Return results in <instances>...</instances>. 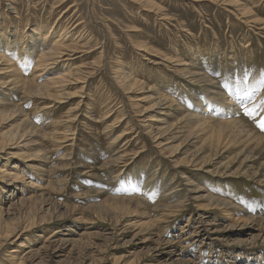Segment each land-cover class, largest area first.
Listing matches in <instances>:
<instances>
[{
  "label": "rangeland",
  "instance_id": "1",
  "mask_svg": "<svg viewBox=\"0 0 264 264\" xmlns=\"http://www.w3.org/2000/svg\"><path fill=\"white\" fill-rule=\"evenodd\" d=\"M227 2L230 3L227 5ZM231 2L0 0V51L3 49L2 43L4 45L8 40L10 44L6 48L8 52L5 56L16 54L18 45L15 40H18L17 37L22 33V40L26 42H20L23 44L21 46L19 44L20 49H25L20 51V55L30 57L28 60H20V65L17 64L13 68L19 71L25 68L27 72L22 71L24 77H29L28 80L36 85L46 83L47 78L56 73H70L69 79L72 82L63 86L71 95L67 97L64 94L62 104L48 101L49 99L44 101L45 97L34 98L25 91L7 99L16 105H10L8 108L4 107L5 104H0V114H10L13 109L17 114L11 118L0 119V137L10 129L14 130L17 136L26 128L30 129V132L34 130L33 148L28 143V136L24 134L23 142L13 144V149L25 153L29 158L34 157L32 165L40 169L38 171L34 167L21 166L24 159L9 155V149L1 151L0 147V166L4 163L8 165L3 170L14 168L19 172L21 169L20 176L29 181L21 180L22 183L11 188L5 187L4 181L0 180V207L4 211L3 218L12 223L15 220L17 224L16 233L0 246V264H18V258H21H13L12 250H17L23 257L30 250H38L48 245L50 232L59 226L63 231L54 239L65 237L72 242L62 245L66 247L64 255H59L52 249L47 250L48 255L41 260L45 264H92V260L97 261V264H129L132 259L137 262L135 264H178L180 259L201 260L202 264L264 262V233H259V223H246L243 220V217L247 219L250 215L264 218V182L261 181L264 180V166L261 164L264 161V153L256 160L250 161L254 169H246L244 165L249 164L248 161L241 165L246 154L238 153V149L248 145L244 143L248 136H236V130L231 126L227 128L219 123L227 121V115L231 116V109L229 112L223 111L227 107L233 108L240 111L243 117L241 118L249 122L252 129H258L257 131L264 135V130L259 127L260 122L264 120V0H236L237 6ZM242 5L252 10L250 18L257 17L263 24L244 22L239 17ZM53 25V32L46 34L47 40L53 43L57 38L65 37L61 39L63 42L60 38L58 41L60 45L68 47V51H63L62 55L58 54L59 59L53 60L54 65L49 66L53 69L50 68L46 76L37 77L36 72L41 68L35 67L40 64L36 59L42 49L47 52L50 48L37 32L44 29V32H49ZM29 41L33 42L29 44ZM28 45L29 49L26 48ZM195 53L207 54L208 59L191 64L194 62L190 56ZM162 56L169 60L180 58L181 62L195 66L194 70L205 72L210 81L219 84L221 92H214L209 81H193L182 77L180 71H186L187 67L174 68ZM11 58L16 62V56ZM131 63L135 67L133 75L136 79H141L144 85L152 87L157 95L174 98L170 112L155 105L151 98H147L148 88L144 90L139 86L126 90L118 82L116 72L120 68H127ZM6 67L7 65H2L5 72L9 73L1 75L0 80L13 87L14 74L18 71ZM29 71L32 74L35 72L36 77H31ZM82 75L85 78H81ZM207 102H211L213 106L205 108ZM237 103L244 105L239 108ZM215 106L221 108V113H215L212 109ZM180 107L191 114H199L198 118L202 124L205 119L208 123L188 129L190 123H180ZM246 108L256 109L254 118L245 114ZM28 119L26 125L21 124ZM151 123H154L153 130L159 127L162 129L163 134L159 137L164 139L153 138L147 127ZM213 126H217L218 130L211 133ZM48 132L54 134H47ZM121 134L123 135L120 137ZM169 136L170 139L166 141L165 138ZM113 140L116 141L112 142ZM158 140L163 142L159 143ZM2 142L0 139V145ZM191 158L195 164L188 162ZM204 159L206 163H201ZM239 167L241 169L235 172ZM252 170L262 171L263 174L259 172L258 176H253ZM211 171L217 174H210ZM218 174H228L230 177L225 175L220 179L221 177L214 176ZM32 182L38 185L33 188ZM146 182L149 183L148 186L145 185ZM196 186L203 187L202 191L195 193ZM205 190L226 201L228 209L223 207L222 210V207L214 206L211 209L202 208L201 203L206 202L201 199L199 201L196 195L206 194ZM240 191L243 192L237 195ZM158 194L164 197L158 198ZM108 195L134 197L145 202L146 209L150 206V217L163 219L159 225L160 229L163 227L160 234L165 241L161 243L158 235H152L151 241L141 243L140 239L144 234L136 236L139 239H135V232L132 233L135 228H132L130 223L145 222L151 218L141 211L130 215L124 212L122 218H115L111 215V209L99 206L108 199ZM30 196L44 197H39L35 206L39 218L33 220L35 218L28 214L27 217L24 213L13 214L18 197ZM50 202L67 207L71 212L66 217H60V213L54 212L50 218L53 223H49L50 219L43 222L47 219V207L52 205ZM156 206L158 208L153 212ZM6 213L13 215H5ZM239 217L242 220H237ZM31 222H35V225L28 226ZM198 225H205L200 230L205 229L206 232H197L199 235H195L194 231ZM4 226L0 224V232L4 230ZM67 227H71L72 231L65 230ZM156 228L157 226L153 225L144 230L158 231ZM63 232L68 235H63ZM83 232H86L84 236L81 235ZM26 238H29V243H25L29 247L21 249L19 245L26 242ZM168 239L176 242L178 246L173 256L162 254L172 249L166 244ZM89 243L97 244L89 246ZM180 247H183V252H180ZM85 252L89 254L88 258H82ZM41 258L30 259L27 264H40L38 261ZM116 259H119L117 263Z\"/></svg>",
  "mask_w": 264,
  "mask_h": 264
},
{
  "label": "bare ground",
  "instance_id": "2",
  "mask_svg": "<svg viewBox=\"0 0 264 264\" xmlns=\"http://www.w3.org/2000/svg\"><path fill=\"white\" fill-rule=\"evenodd\" d=\"M225 1H232L231 2V4H234V6H237V2H235L236 0H225ZM256 1V0H255ZM261 2V1H260ZM228 3H230V2H227V5H228ZM258 4V3H257ZM242 8H240V16L239 17H241L243 20H244V22H246L247 24H250V23H255V24H263L262 22V20H260L259 18H250L251 17V15L253 14V12H252V10L249 8V7H246V5L244 6V5H242L241 6ZM15 9V8H14ZM64 13V12H63ZM8 21V20H7ZM6 22V21H5ZM49 23V22H48ZM43 25V24H42ZM51 25V24H50ZM254 25V24H253ZM264 25V24H263ZM54 25L53 26H51L50 27V30H49V32H44V30H40L39 32H37V34L39 35V37L41 36V37H43V40L42 41H44V42H46V44H48V46H50V48H49V50L47 51V52H44V49H42L41 50V53H40V55H38V57H37V61H39V63L40 64H36V66L35 67H40L41 69L39 70L38 69V71L36 72V75H38L37 77H42V76H46L48 73L47 72H50L49 70H50V68H52V67H50L49 68V66H52V64L54 65V63H55V61L53 62V60H57V58L59 59V56H58V54L60 55L61 53H63V51H65V50H67L68 51V47L66 48V47H64V45H60V43H59V41H58V39L60 38H57V40L55 41V42H51V41H49V40H47L48 38H47V36H46V34L47 33H52L53 32V30H54ZM67 27V26H66ZM260 27V26H259ZM43 28V27H42ZM65 28V27H64ZM73 28V27H72ZM262 28V27H261ZM18 29V28H17ZM19 29H20V27H19ZM46 29H48V28H46ZM66 29V28H65ZM70 29V28H69ZM5 30V29H4ZM21 31H22V29H21ZM65 31H67V30H65ZM19 32V31H18ZM34 32V31H33ZM36 33V32H35ZM68 33H69V31H68ZM36 34V35H37ZM3 35H5V34H3ZM60 35H62V34H60ZM68 35V34H67ZM18 36V35H17ZM49 36V35H48ZM64 36V35H63ZM70 36V35H69ZM68 36V37H69ZM23 37H24V34H19V37H17L18 38V40H15L16 41V43H17V45H18V48L16 47V50H17V53L16 54H10L11 55V57L12 56H16V62H13L14 60H12V58L10 57V56H5V53H7L8 51H6V48H8L9 47V41L7 40L6 42H5V44L3 45V43H2V48L3 49H1L2 51H0V61H3V62H1L0 63V76L1 75H3L4 73L6 74V73H9V72H5V69L4 68H2V65L4 66V65H7V69H9V68H12L13 69V71H18V73H15L14 74V84H13V87H9L8 85H7V83H4V82H1V80H0V104H5L4 105V107H8V106H10V105H16V104H11L7 99L9 98V96L11 97V96H14L15 97V95H18V93L19 92H23V91H25V93L26 94H29V95H31V96H34V98L36 97H38V99L40 98V97H45L46 98V100H44V101H47V99H49L48 101H50V100H52V101H55L56 102V104L58 103V104H62L63 102H61L62 101V98H63V95L64 94H66L67 95V97H69L71 94L70 93H67L66 91H65V89H63V86L67 83L68 85L70 84V83H72L71 81H70V73H68V74H60V73H56V74H54V76H51V77H48L47 79H48V81L46 82V83H44V84H41V85H36L35 83H33L31 80H28L29 79V77H24V72H22V71H26V69L25 68H23L22 69V71H19V69H17L16 70V68H13V67H15V65H17V64H19V63H21L20 62V60H22V61H24L26 58H27V60L30 58V57H28V55L26 56V57H24V56H21L20 55V51L21 50H23L24 48H22V49H20L21 47H19V44H20V46L21 45H23V44H21L20 42H22L23 40ZM28 37V36H27ZM26 38V37H25ZM29 38V37H28ZM65 38V37H64ZM63 38V39H64ZM244 38V37H243ZM5 39V38H4ZM27 39V38H26ZM25 39V40H26ZM36 39V38H35ZM62 38H60V40H61ZM62 39V40H63ZM248 39V38H247ZM31 40V39H30ZM40 40V39H39ZM61 40V41H62ZM249 40V39H248ZM248 40H247V42H248ZM35 41H37V40H35ZM60 41V42H61ZM4 42V41H3ZM24 42V41H23ZM26 42V41H25ZM24 42V43H25ZM31 42H33V41H29L28 43L30 44ZM63 42V41H62ZM61 42V43H62ZM42 43V42H41ZM45 44V45H46ZM63 44V43H62ZM43 45V44H42ZM247 45V44H246ZM24 46H25V44H24ZM249 46V45H248ZM29 47V45L28 46H26V48L27 49H29L28 48ZM43 47V46H42ZM15 48V47H14ZM147 48V47H146ZM249 49H250V47H248ZM247 48V49H248ZM26 49V50H27ZM4 50V51H3ZM24 51H25V49H24ZM70 51V50H69ZM72 51V50H71ZM30 52V51H29ZM35 52H36V50H35ZM40 52V51H39ZM38 52V53H39ZM34 53V51L32 50V54ZM68 52H66V54H67ZM70 53V52H69ZM225 53V52H224ZM234 53V52H233ZM28 54V53H27ZM32 54H31V57H32ZM36 54V53H35ZM82 54V53H81ZM23 55V54H22ZM25 55V54H24ZM62 55V54H61ZM167 55V54H166ZM35 56V55H34ZM168 56V55H167ZM163 57V56H162ZM168 57H170V56H168ZM190 57H192V60H193V62L194 63H191V64H195L196 62H201V61H205V60H207L208 59V57H207V54H204V53H195V54H193L192 56H190ZM232 57V56H231ZM230 57V58H231ZM164 58V60L165 61H167V62H169L170 63V66L172 65L174 68H179L180 66H184V67H187V70H186V68H185V70L186 71H180V75L182 76V77H185V78H189V80H193V81H209L210 83H211V85H212V89L214 90V92H216V93H218V92H221V89H220V86H219V84L218 83H216V82H214V81H210V79H208V77L206 76V74H204V73H202L201 71H197V70H194V67L195 66H190V65H188L189 63H183V62H181V60H179L180 58H176L177 60H175V58H174V60H169V59H166L165 57H163ZM171 58V57H170ZM173 58V57H172ZM61 59V58H60ZM66 59V58H65ZM50 60H52V62H50ZM185 60V59H184ZM162 61V60H161ZM164 61V62H165ZM67 62V61H66ZM163 62V63H164ZM65 63V62H64ZM70 63V62H69ZM22 64H24V63H22ZM34 65H35V62L33 63ZM58 64V63H57ZM20 65V64H19ZM18 65V66H19ZM167 65V64H166ZM33 66V65H32ZM58 66V65H57ZM65 66H66V64H65ZM70 66H72V65H70ZM128 66L130 67V68H128ZM140 66V65H139ZM43 67V68H42ZM172 67V68H173ZM55 68H56V66H55ZM128 68V69H127ZM127 68H125V69H121L120 68V70H118L117 72H116V74H117V79H118V82L126 89V90H133L134 88H136V87H139V86H141L144 90L146 89V88H148L147 89V91H146V94H148L147 95V98H151L150 100H153L154 102H155V105H157V106H159V107H164L165 109H167V111H171V108H172V106H173V104H174V98L173 99H171V98H163V97H161L160 95H157L156 94V92L154 91V89L152 88V87H147L146 85H144L145 83L144 82H142L141 81V79L140 80H138V79H136L135 77H134V75H133V73L135 72L134 70H135V67H134V65L131 63V64H129V65H127ZM163 68V67H162ZM182 68V67H181ZM180 68V69H181ZM196 68V67H195ZM21 69V68H20ZM53 69V68H52ZM64 69V68H63ZM69 69V68H68ZM119 69V68H118ZM198 69V68H197ZM143 70V69H142ZM7 71V70H6ZM31 71H33V70H31ZM27 72V71H26ZM25 72V73H26ZM69 72V71H68ZM168 72V71H167ZM29 75L31 76V77H36V75L34 76V74H35V72H34V74H32L30 71H29ZM63 73H65V72H63ZM169 73V72H168ZM167 73V74H168ZM136 74V73H135ZM137 74H139V73H137ZM144 74H146V73H144ZM166 74V73H165ZM176 74V73H175ZM28 75V76H29ZM171 75H173V74H171ZM91 76V75H90ZM142 76V75H141ZM155 76V75H154ZM153 76V77H154ZM169 76V75H168ZM170 77H173V76H170ZM1 78V77H0ZM81 78H85V76L84 75H82V77ZM139 78V77H138ZM169 78V77H168ZM174 78V77H173ZM40 79H42V78H40ZM43 79H44V77H43ZM69 79V80H68ZM153 79H155V78H153ZM5 80V79H4ZM45 80H46V77H45ZM169 80V79H168ZM176 80V79H175ZM174 80V81H175ZM262 80H263V78H262ZM261 80V81H262ZM36 81V80H35ZM40 81V80H39ZM172 81V80H171ZM186 81V80H185ZM260 81V82H261ZM13 82V81H12ZM42 82V81H41ZM261 83H263V81L261 82ZM38 84H40V82L38 83ZM86 84V83H85ZM175 84V83H174ZM188 84V83H187ZM189 84H190V82H189ZM208 84V83H207ZM66 86V85H65ZM203 86V85H202ZM207 86V85H206ZM207 87H209V86H207ZM83 88V87H82ZM85 88V87H84ZM141 89V88H140ZM161 89V88H160ZM159 89V90H160ZM168 89V88H167ZM209 89V88H208ZM211 89V88H210ZM218 89V90H217ZM159 92V91H158ZM167 92V91H166ZM210 92V91H209ZM213 92V91H212ZM160 93V92H159ZM83 94V93H82ZM163 94V93H162ZM214 94V93H213ZM164 95V94H163ZM171 95V94H170ZM214 95H216V94H214ZM236 95H238L237 93H236ZM217 96H220V95H218L217 94ZM21 97V96H20ZM168 97V96H167ZM207 97H209V96H207ZM29 98V97H28ZM27 98V99H28ZM32 98V97H31ZM34 98H32V99H34ZM142 99H144V98H139V100H142ZM208 99V98H207ZM210 99V98H209ZM22 100V99H21ZM42 100V99H41ZM34 101H35V99H34ZM199 101V100H198ZM18 102V101H17ZM31 102V101H30ZM37 102V101H36ZM70 102V101H69ZM99 102H101V101H99ZM188 102H190V100L188 101ZM44 103V102H43ZM46 103H48V102H46ZM65 103V102H64ZM28 104V103H27ZM42 104V103H41ZM53 104V103H52ZM238 105H239V103H237ZM180 105V104H179ZM240 105H243V104H240ZM34 106V105H33ZM50 106V105H49ZM48 105H47V107H49ZM203 106H204V104H203ZM207 106H213V104L211 103V102H207L206 104H205V108H207ZM44 107V106H43ZM52 107V106H51ZM56 107V106H55ZM9 108V107H8ZM39 109V108H38ZM45 109V108H44ZM52 109V108H51ZM58 109V108H57ZM107 109V108H106ZM212 109H214L216 112L215 113H218L219 111H221V108H218V107H212ZM229 109H231V116H229V115H227L226 116V119H227V121H225V122H219V123H222V124H224L227 128H229L230 126H231V128H233V130L235 131L234 133L236 134V136H239L240 134H245L244 136H248V139H247V137H246V141L244 142V143H248V145L246 146V147H240V149H238L239 151H238V153H245L246 154V156H245V158L242 160V162H241V165H242V163L243 162H249V164H247V165H244V167L246 168V169H249V168H252V169H254V167L251 165V162L252 161H254V160H256V158H258V156L261 154H263L264 153V135L262 134V133H260L259 131H257L256 129H252L251 127V124H249V122H247L245 119H242L243 117H242V115H241V113H240V111L239 110H237V111H235L233 108H226L225 109V111H223V112H229L230 110ZM20 109H17V111H19ZM42 110H43V108H42ZM41 110V111H42ZM47 110V109H46ZM45 110V111H46ZM109 110V109H108ZM40 111V110H39ZM40 111V112H41ZM49 111H51V110H49ZM148 111V110H147ZM179 112H178V115H180L179 116V118L181 119V121H180V123H182V125H184V122L185 121H187V122H185V123H190L188 126H190L188 129H190V128H195V127H197V126H202V125H204V124H207L208 123V120H206L205 118V122H203V124H202V122L200 121V119L198 118L199 117V114H196V112L194 113V114H191V112H188L187 110H185V109H183L182 107H180V109L178 110ZM43 112V111H42ZM154 112V111H153ZM194 112V111H193ZM48 113V112H47ZM54 113H56V112H54ZM150 113V112H149ZM214 113V112H213ZM219 113H221V112H219ZM42 114V113H41ZM44 114H45V112H44ZM13 115H17L16 114V110L15 109H13V111L12 112H10V114H4V115H2V114H0V119H6V118H11ZM36 115H37V113H36ZM161 115H165V116H167L166 114H162L161 113ZM39 116V115H38ZM50 116H51V114H50ZM52 116H53V114H52ZM51 116V117H52ZM204 116V115H203ZM202 116V117H203ZM235 116H237V118L235 117ZM48 117V116H47ZM71 117V116H70ZM118 117V116H117ZM120 117V116H119ZM230 117H232V119L230 118ZM242 117V118H241ZM53 118H56V117H54L53 116ZM209 118H211L210 116H209ZM214 118V117H213ZM212 118V119H213ZM246 118V117H245ZM61 119V118H60ZM230 119V120H229ZM48 120V119H47ZM43 121V120H42ZM41 121V122H42ZM46 121V120H45ZM62 121V120H61ZM114 121V120H113ZM121 121V120H120ZM148 121V120H147ZM29 122V119L28 120H24V121H22L21 122V124L22 125H26V123H28ZM71 122V121H70ZM159 122V121H158ZM58 123V122H57ZM67 123V122H66ZM118 123V122H117ZM56 124V123H55ZM61 124V123H60ZM65 124V123H64ZM63 124V125H64ZM71 124V123H70ZM154 123H151L150 125H147V127L150 129V134L151 135H153V138L154 137H158V139H164L162 136L161 137H159L160 135H162L163 134V131H162V129H160V127L159 128H156L155 130H153L154 128H153V125ZM116 125V124H115ZM118 125V124H117ZM156 125V124H155ZM158 125V124H157ZM44 126V125H43ZM52 126V125H51ZM60 126V125H59ZM68 126V125H67ZM66 126V127H67ZM19 127H20V124H19ZM56 127H58V126H56ZM61 127V126H60ZM110 127H112L111 125H110ZM64 128V127H63ZM69 128V127H68ZM67 128V129H68ZM65 129V128H64ZM32 130H33V128H32ZM31 130V131H32ZM195 130V129H194ZM218 130V127L217 126H213L212 127V130H211V133L212 132H215V131H217ZM34 131V130H33ZM30 132V129H25V130H23V132H20V136H17V134L15 133V131L14 130H7V131H5V132H3L2 134H1V137H0V139H1V141H3L2 143H1V145H0V147H1V151H6L7 149H9L8 151V153L7 154H9V155H15L17 158H20V159H24L23 160V165H21V166H24V167H34L35 168V170H37L38 169V171L40 170L39 169V167H37L36 165H32V161H33V159H35L34 157H30L29 158V156L27 155V156H25L26 154L25 153H23V152H19V151H14V146H13V144H20L21 142H23V140H22V138L25 136V135H27L28 136V143H30V146L33 148V144H32V141H34L35 139H33L34 138V132ZM69 131V130H68ZM238 131V132H237ZM193 132V131H192ZM191 132V133H192ZM220 132L221 131H219V133L218 134H220ZM233 132V131H232ZM147 133V132H146ZM191 133H190V135H191ZM25 134V135H24ZM47 134H54L53 132H48ZM47 134H46V136H47ZM123 134H121L120 135V137L122 136ZM170 137L171 136H169V137H167V138H165V140L166 141H168L169 139H170ZM49 138V137H48ZM56 138V137H55ZM65 138V137H64ZM115 138V137H114ZM117 138V137H116ZM127 138V137H126ZM53 139V138H52ZM58 139V138H57ZM68 139H70V138H68ZM112 139V138H111ZM157 139V138H156ZM155 139V140H156ZM123 140V139H122ZM132 140V139H131ZM58 141V140H57ZM62 141V140H61ZM74 141V140H73ZM72 141V142H73ZM116 141V140H115ZM114 140L112 141V142H115ZM159 141V143H161V142H163V140H158ZM19 142V143H18ZM219 142V141H218ZM48 143V142H47ZM51 143V142H50ZM53 144H54V142H52ZM57 143V142H56ZM59 143V142H58ZM61 143H63V142H61ZM60 143V144H61ZM68 143V142H67ZM66 143V144H67ZM111 143V142H110ZM127 143V142H126ZM129 143V142H128ZM69 144H71V143H69ZM68 144V145H69ZM121 144V143H120ZM55 145V144H54ZM74 145H75V143H74ZM126 145V144H125ZM52 146V145H51ZM62 146V145H61ZM73 146V145H72ZM111 146H112V144H111ZM114 146V145H113ZM166 147L168 146V144H166L165 145ZM27 147H29V146H27ZM63 147V146H62ZM161 147V146H160ZM35 148V147H34ZM49 148V147H48ZM52 148H54V147H52ZM59 148V147H58ZM26 149V148H25ZM24 149V150H25ZM51 149V148H50ZM49 149V150H50ZM68 149V148H67ZM114 149V148H113ZM33 150V149H32ZM34 150H36V149H34ZM54 150V149H53ZM52 150V151H53ZM70 150H71V148H70ZM74 150V149H73ZM13 151V152H12ZM72 151V150H71ZM50 152V151H49ZM54 152V151H53ZM125 152V151H124ZM39 153H37L36 155L37 156H39L38 155ZM53 154V153H52ZM64 154H66V153H64ZM72 154V153H71ZM215 155V154H214ZM260 155V156H261ZM264 156V155H263ZM62 157H63V155H62ZM61 158V157H60ZM114 158V157H113ZM261 158V157H260ZM109 159H111V158H109ZM108 159V160H109ZM115 159H117V158H115ZM113 160V159H112ZM149 160H151V159H149ZM59 161V160H58ZM115 161V160H114ZM251 161V162H250ZM31 162V163H30ZM109 162V161H108ZM150 162V161H149ZM153 162V161H152ZM161 162V161H160ZM188 162L190 163V162H192V163H194V159L193 158H191V159H188ZM201 163H206V160L204 159V160H202L201 161ZM34 164V163H33ZM112 164V163H111ZM147 164H149V163H147ZM158 164H159V162H158ZM195 164V163H194ZM261 164L264 166V161H262L261 162ZM6 163H4V165L3 166H0V180H3L4 181V186L5 187H14V185L16 186L17 184H19V183H22L21 182V180H23V181H27V182H29L28 180H25L24 178H22V176H20V170H19V172L18 171H16V169H14V168H5V170H3V168L4 167H6ZM56 165V164H55ZM108 165H110V164H108ZM157 165V164H156ZM8 166V165H7ZM56 166H58V164L56 165ZM115 166V165H114ZM149 166V165H148ZM154 166H155V164H154ZM2 167V168H1ZM104 167V166H103ZM108 167V166H107ZM243 167V168H244ZM17 168L19 169V167H18V165H17ZM55 168V167H54ZM53 167H52V169H54ZM60 168V167H59ZM51 169V170H52ZM120 169H121V167H120ZM156 169V168H155ZM237 169H241L240 167L239 168H236L235 170V172H238V170ZM263 169H264V167H263ZM34 170V169H33ZM47 170V169H46ZM9 171V172H8ZM119 171V170H118ZM217 171H219V172H221L220 170H217ZM224 171V170H223ZM115 172V171H114ZM156 172V171H155ZM259 172H261V174H263L262 173V171H259V170H257V171H255V170H252V174H253V176H258V173ZM42 173V172H41ZM51 173V172H50ZM53 173V172H52ZM113 173V172H112ZM231 173V172H230ZM33 174V173H32ZM119 174V173H118ZM210 174H217V173H214V172H210ZM55 175V174H54ZM145 175V174H144ZM143 175V176H144ZM226 175V174H225ZM225 175H223V174H218V175H214V176H219V177H221V176H225ZM174 176V175H173ZM49 177H50V175H49ZM225 177H230V175H226ZM263 177H264V175H263ZM51 178V177H50ZM116 178V177H115ZM174 178V177H173ZM37 179V178H36ZM220 179H223L222 177L220 178ZM52 180H53V176H52ZM151 180H149L148 182H150ZM261 181H263L264 182V180L263 179H261ZM130 182V181H129ZM262 182V183H263ZM151 183V182H150ZM30 184V183H29ZM149 184V183H148ZM148 184H147V182H146V186H148ZM31 185H32V187L33 188H35L38 184H36V183H34V182H32L31 183ZM50 185H52V183H50ZM144 185V186H145ZM152 185V184H151ZM22 186H24V185H22ZM26 186V185H25ZM155 186V185H154ZM55 187V186H54ZM53 187V188H54ZM159 187V186H158ZM196 188H197V190H194L195 191V193H199V191H202L201 189H203V187H197L196 186ZM167 190L169 189V188H166ZM173 189H174V187H173ZM16 190V189H15ZM171 190H172V188H171ZM176 190H178V189H176ZM103 191V190H102ZM173 191V190H172ZM15 191H13V193H14ZM204 192H206V194H201V195H196V197L198 198V200L200 201V199L201 200H203L204 202H206V204H202L201 203V206H202V208H206V209H211L213 206L214 207H222V210H223V207H225V208H227L228 209V203L226 202V201H223V200H221L220 198H217L215 195H212L211 193H209L207 190H205ZM103 193V192H102ZM162 194V193H161ZM165 194V193H164ZM159 195V194H158ZM157 195V196H158ZM169 195V194H168ZM167 195V196H168ZM171 195H172V193H171ZM109 196V195H108ZM114 195H112V196H109L108 197V199L107 200H105V201H103V202H101L102 204H100L99 206H104V207H106L107 209H111V212H112V214L111 215H113L115 218H117V219H120V218H122L123 217V215H124V212L126 213V214H128V215H130V214H134V212H136V211H141L142 213H145V215L147 216V217H149V218H151V220H149V221H145V222H138V221H133V222H131L130 224H131V226H132V228L134 227L135 229H133L134 231L132 232V233H134L135 232V234H134V238L135 239H139L138 237H136V236H141L142 234H144V236H141V239H140V241H141V243H145V242H148V241H151L152 240V235H158L159 237H158V240L162 243V241H165L164 239H163V236L160 234V231H162L163 230V227L160 229V227H161V225H159V223H161V222H163V219L161 218V217H159V218H157V219H154V218H156V217H150V215L148 214L150 211H149V209H150V206L148 207V209H146V206H147V204H145V202H143V201H141V199L139 200V199H136V198H134V197H130V198H128V197H113ZM160 196V195H159ZM158 196V198H163L164 196H160L159 197ZM166 196V195H165ZM40 198L42 197V198H44L43 196H39ZM39 197H32V196H30V197H18V200L16 201V203H17V206H16V208H13L14 209V211H13V214H16V213H18V214H22V213H24L25 214V216L28 214L29 216H33V218H35V219H33V220H36L37 218H39V216L36 214V212H35V206H36V204H37V202H38V198ZM169 197V196H168ZM180 200V199H179ZM156 203V202H155ZM158 203H160V202H158ZM166 203V202H165ZM177 203V202H176ZM52 204V205H51ZM150 204V203H149ZM157 204V203H156ZM167 204V203H166ZM178 204V203H177ZM176 204V205H177ZM50 207H47V213L46 214H48V215H45V216H47V219H45V220H43V222H47L48 221V219H50L51 217H53V215H54V212L55 213H60V217H66V215H68L70 212H71V210H69L67 207H62L60 204H57V203H51L50 202ZM12 206V205H11ZM167 206V205H166ZM173 207H178V206H173ZM172 207V208H173ZM1 208V207H0ZM65 208V209H64ZM158 208V206H156L155 208H154V210H153V212H155L156 210L155 209H157ZM27 209V210H26ZM64 209V210H63ZM170 210V209H169ZM161 211H163V210H161ZM227 212V211H226ZM12 213V212H11ZM170 213V212H169ZM247 213V212H246ZM13 214H5V215H13ZM158 214V213H157ZM230 214H232V213H230ZM234 214H235V212H234ZM233 214V215H234ZM152 215V214H151ZM167 215V214H166ZM237 215V214H236ZM253 215V214H252ZM3 216H4V211L2 210V208L0 209V224H4L5 226H4V230H2L1 232H0V246L1 245H3V244H5L4 243V241L6 242L7 240H10V238L16 233V229H17V224L15 223V220L13 221V223L12 222H8L7 221V219H4L3 218ZM42 216H44V215H42ZM42 216H40V218L42 217ZM154 216V215H153ZM9 217H11V216H9ZM27 217V216H26ZM249 218H244L243 217V220H244V222H246V223H248V222H251V223H259L258 225H260L259 226V229H258V231H259V233L260 234H262V233H264V218H261V217H257V216H248ZM18 218V217H17ZM21 218V217H20ZM31 218V217H30ZM44 218V217H43ZM148 218V219H149ZM13 219V218H12ZM28 220H29V218H28ZM33 220H31V221H33ZM237 220H242L241 219V217H239V218H237ZM6 221V222H5ZM10 221H12V220H10ZM28 222V221H27ZM30 222V221H29ZM42 222V223H43ZM153 222H155L154 224H153ZM202 222H203V220H202ZM213 222V221H212ZM35 222H31V223H28L27 225L28 226H34L35 224H34ZM38 223V222H37ZM39 223H40V221H39ZM49 223H53V220L52 219H50V222ZM34 224V225H33ZM130 224H128L129 226H130ZM153 225H156L157 226V228L159 229L158 231H148L147 232V230L148 229H146V230H144V228H148V226H149V228L150 227H152ZM202 226H205V225H202ZM202 226H200V225H198L197 227H196V229H195V231H194V233H195V235H199V234H197V232H201V234L203 233V232H206V230L205 229H202V230H200V228L202 227ZM209 227V226H208ZM156 228V229H157ZM216 229V228H215ZM65 230H67V231H69V232H71L72 231V228L71 227H67ZM61 231H63V230H61V227L59 226V227H57L56 229H53L52 230V232H50L51 233V235H50V238H49V241H48V245L46 244H44L45 246H43V247H40V248H38V250H30V251H28V252H26L25 254H24V256L23 257H21V254L20 253H17L18 251L17 250H12V256H13V258H18V257H20L21 259H19L18 258V264H27V261H29L30 259H35L36 257H42L41 259H40V261H38V263H40V264H45V263H43V262H41V260L42 259H44V257H46V254H47V250H53L55 253H59V255H64L65 254V252H66V247H63L62 245H64L65 243H68V242H72L70 239H68V240H66L65 239V237H64V239H61V238H58L57 240L56 239H54V237L55 236H57V234L58 233H61ZM87 232H88V230H87ZM64 234L63 235H68V234H65L66 232H63ZM86 232H83V234H81V235H83L84 236V234H85ZM148 235L147 237H145V235ZM20 235V234H19ZM92 235V234H91ZM91 235H88L89 236V238H93V236H91ZM164 235V234H163ZM151 236V237H150ZM60 237V236H59ZM67 238H69V237H67ZM162 238V239H161ZM25 243H29V238H26V242H22L20 245H19V247H21V249H26V248H28L29 246L28 245H26ZM176 242H173V240H167L166 241V244L167 245H169V247H172V249H169L168 251H164V252H162V254H165L166 256H173L175 253H176V249H177V247L178 246H176L177 244H175ZM92 244H94V245H96L97 243H89V246H91ZM179 244V243H178ZM30 245V244H29ZM2 247V246H1ZM31 247V246H30ZM14 249V248H13ZM19 250V249H18ZM178 250V249H177ZM182 250H184L183 249V247H180V252L182 251ZM24 251V250H23ZM22 251V252H23ZM34 251V252H33ZM160 252V251H159ZM183 252V251H182ZM158 254V253H157ZM48 255V254H47ZM76 255V254H75ZM81 256H82V254H80ZM68 257V256H67ZM88 258L89 257V254L88 253H86L85 252V254L82 256V258ZM179 257V256H178ZM69 259V258H68ZM6 261V260H5ZM67 261V260H66ZM119 261V259H116L115 260V263H117ZM175 261V260H174ZM34 262H35V260H34ZM97 261H95V260H92V264H97L96 263ZM135 263H137L136 261H133V259L129 262V264H135ZM178 264H202L201 263V260L200 261H198V260H194V259H187V260H182V259H180L179 261H178ZM260 264H264V262L262 263H260Z\"/></svg>",
  "mask_w": 264,
  "mask_h": 264
},
{
  "label": "snow or ice",
  "instance_id": "3",
  "mask_svg": "<svg viewBox=\"0 0 264 264\" xmlns=\"http://www.w3.org/2000/svg\"><path fill=\"white\" fill-rule=\"evenodd\" d=\"M264 106V105H262ZM255 112H256V109L253 108V109H245V114L251 118H254L255 117ZM259 127L261 128V130H264V120H262L259 124Z\"/></svg>",
  "mask_w": 264,
  "mask_h": 264
}]
</instances>
